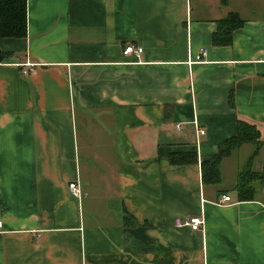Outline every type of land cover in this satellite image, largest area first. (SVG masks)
Here are the masks:
<instances>
[{
  "label": "crops",
  "instance_id": "1",
  "mask_svg": "<svg viewBox=\"0 0 264 264\" xmlns=\"http://www.w3.org/2000/svg\"><path fill=\"white\" fill-rule=\"evenodd\" d=\"M25 9V35L0 37V264H264V144L253 200L235 192L252 144L219 183L201 175L238 119L264 137V0ZM231 13L230 43L213 44ZM198 215L202 229L175 226Z\"/></svg>",
  "mask_w": 264,
  "mask_h": 264
},
{
  "label": "trees",
  "instance_id": "2",
  "mask_svg": "<svg viewBox=\"0 0 264 264\" xmlns=\"http://www.w3.org/2000/svg\"><path fill=\"white\" fill-rule=\"evenodd\" d=\"M236 14L231 13L226 19L219 22L218 30L212 36L213 44H229L231 31L238 24ZM26 32V9L25 0H0V37L1 36H22ZM3 53L0 52V58ZM230 104L233 102L230 100ZM243 144H252L253 150L246 160L245 165L238 173L235 186L238 200H253L255 195L254 182L261 185L263 174L252 170L253 159L258 155L264 144V137L256 124L244 119H238L236 134L221 142L218 150L210 160L201 162V175L203 183L217 184L221 180L220 163L223 158L229 156L232 150ZM192 156V157H191ZM170 161L173 164L185 162H196L195 156L180 154L171 155Z\"/></svg>",
  "mask_w": 264,
  "mask_h": 264
},
{
  "label": "built area",
  "instance_id": "3",
  "mask_svg": "<svg viewBox=\"0 0 264 264\" xmlns=\"http://www.w3.org/2000/svg\"><path fill=\"white\" fill-rule=\"evenodd\" d=\"M141 52H142V47L134 45L132 43L125 45L123 48L124 55H130V54L138 55ZM197 59H200V55L197 56ZM177 127L179 126L177 125ZM198 133L199 135H202L205 133V131L203 129H198ZM68 188H69L70 193L73 196L80 197L81 192H80V189L77 183L75 182L69 183ZM227 201H230V196L223 195L220 203L223 204L224 202H227ZM203 223H204V220H203L202 215L185 217V218H177L175 220L176 227H189L192 230L202 229ZM0 227H1V221H0Z\"/></svg>",
  "mask_w": 264,
  "mask_h": 264
},
{
  "label": "rangeland",
  "instance_id": "4",
  "mask_svg": "<svg viewBox=\"0 0 264 264\" xmlns=\"http://www.w3.org/2000/svg\"><path fill=\"white\" fill-rule=\"evenodd\" d=\"M243 153H244V150H241V152L239 153V154H240V156H242V155H243Z\"/></svg>",
  "mask_w": 264,
  "mask_h": 264
}]
</instances>
